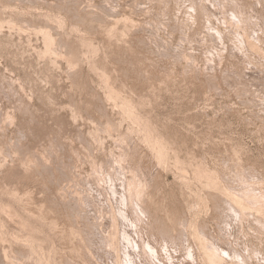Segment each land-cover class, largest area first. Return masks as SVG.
I'll list each match as a JSON object with an SVG mask.
<instances>
[{
    "label": "rangeland",
    "instance_id": "obj_1",
    "mask_svg": "<svg viewBox=\"0 0 264 264\" xmlns=\"http://www.w3.org/2000/svg\"><path fill=\"white\" fill-rule=\"evenodd\" d=\"M0 14L1 264H264V0H0Z\"/></svg>",
    "mask_w": 264,
    "mask_h": 264
},
{
    "label": "bare ground",
    "instance_id": "obj_2",
    "mask_svg": "<svg viewBox=\"0 0 264 264\" xmlns=\"http://www.w3.org/2000/svg\"><path fill=\"white\" fill-rule=\"evenodd\" d=\"M114 1H115V0H114ZM117 1H118V0H117ZM133 1H134V0H133ZM143 1H144V0H143ZM91 2H92V1H91ZM104 2H105V1H104ZM127 2H128V1H127ZM140 2H141V1H140ZM16 3H17V2H16ZM111 3H112V2H111ZM111 3H110V4H111ZM192 3H193V2H192ZM10 4H11V3H10ZM99 6H100V5H99ZM127 6H128V5H127ZM130 6H131V5H130ZM136 6H137V5H136ZM14 7H15V6H14ZM28 7H29V6H28ZM60 7H61V6H60ZM7 8H8V7H7ZM31 8H32V7H31ZM111 8H112V7H111ZM135 8H136V7H135ZM202 8H203V6H202ZM206 8H207V7H206ZM16 9H17V8H16ZM106 9H107V8H106ZM143 9H144V8H143ZM7 10H8V9H7ZM12 10H13V9H12ZM12 10H11V11H12ZM25 10H26V9H25ZM25 10H24V11H25ZM38 10H39V9H38ZM144 10H145V9H144ZM5 11H6V10H5ZM96 11H97V10H96ZM99 11H100V10H99ZM107 11H108V10H107ZM209 11H210V10H209ZM37 12H38V11H37ZM46 12H47V11H46ZM199 12H200V11H199ZM202 12H203V11H202ZM220 12H221V11H220ZM230 12H231V11H230ZM235 12H236V11H235ZM27 13H28V12H27ZM95 13H96V12H95ZM108 13H109V12H108ZM111 13H114V12H111ZM117 13H118V12H117ZM119 13H120V12H119ZM119 13H118V14H119ZM122 13H123V12H122ZM22 14H23V13H22ZM43 14H44V13H43ZM51 14H52V13H51ZM51 14H50V15H51ZM144 14H145V13H144ZM221 14H222V13H221ZM0 15H1V14H0ZM44 15H45V14H44ZM94 15H95V14H94ZM122 16H123V15H122ZM1 17H2V16H1ZM4 17H5V16H4ZM54 17H55V16H54ZM128 17H129V16H128ZM203 17H204V16H203ZM218 17H219V16H218ZM23 18H24V17H23ZM90 18H91V17H90ZM109 18H110V17H109ZM133 18H134V17H133ZM249 18H250V17H249ZM14 19H15V18H14ZM49 19H50V18H49ZM91 19H92V18H91ZM116 19H117V18H116ZM120 19H121V18H120ZM153 19H154V18H153ZM10 20H12V19H10ZM154 20H155V19H154ZM17 21H18V19H17ZM46 21H47V20H46ZM48 21H49V20H48ZM76 21H77V20H76ZM125 21H126V20H125ZM227 21H228V20H227ZM249 21H250V20H249ZM11 22H13V21H11ZM98 22H99V21H98ZM115 22H116V21H115ZM126 22H127V21H126ZM149 22H150V21H149ZM218 22H219V21H218ZM221 22H222V21H221ZM232 22H233V21H232ZM123 23H124V22H123ZM153 23H154V22H153ZM3 24H4V23H3ZM127 24H128V23H127ZM133 24H134V23H133ZM10 25H11V24H10ZM48 25H50V24H48ZM55 25H56V24H55ZM118 25H119V24H118ZM230 25H231V23H230ZM233 25H234V24H233ZM233 25H231V26H233ZM15 26H16V25H15ZM15 26H14V27H15ZM44 26H45V25H44ZM143 26H144V25H143ZM183 26H184V25H183ZM57 27H58V24H57ZM97 27H98V26H97ZM180 27H181V26H180ZM3 28H4V27H3ZM7 28H8V27H7ZM42 28H43V27H42ZM42 28H41V29H42ZM53 28H54V27H53ZM90 28H91V27H90ZM124 28H125V27H124ZM124 28H123V29H124ZM129 28H130V27H129ZM158 28H159V27H158ZM114 29H115V28H114ZM120 29H121V28H120ZM127 29H128V28H127ZM127 29H126V30H127ZM174 29H175V28H174ZM204 29H205V28H204ZM74 30H75V29H74ZM86 30H87V29H86ZM232 30H234V29H232ZM45 31H46V30H45ZM55 31H57V30H55ZM97 31H98V30H97ZM112 31H113V30H112ZM38 32H40V31H38ZM102 32H103V31H102ZM102 32H101V33H102ZM110 32H111V31H110ZM77 33H78V32H77ZM235 33H236V32H235ZM11 34H12V33H11ZM154 34H155V33H154ZM14 35H15V34H14ZM14 35H13V36H14ZM76 35H77V34H76ZM101 35H102V34H101ZM103 35H104V34H103ZM48 36H49V35H48ZM140 36H141V35H140ZM240 36H241V35H240ZM240 36H239V37H240ZM249 36H250V35H249ZM112 37H113V36H112ZM204 37H205V36H204ZM225 37H226V36H225ZM60 38H61V37H60ZM83 38H84V36H83ZM160 38H161V37H160ZM168 38H169V37H168ZM200 38H202V37H200ZM57 39H58V38H57ZM73 39H74V38H73ZM239 39H240V38H239ZM60 40H61V39H60ZM66 40H67V39H66ZM89 40H90V39H89ZM210 40H212V39H210ZM250 40H251V39H250ZM144 41H145V40H144ZM154 41H155V40H154ZM181 41H182V40H181ZM47 42H48V41H47ZM73 42H74V41H73ZM236 42H237V41H236ZM56 43H57V42H56ZM148 43H149V42H148ZM248 43H249V42H248ZM164 44H165V43H164ZM232 44H233V43H232ZM245 44H246V43H245ZM60 45H61V44H60ZM89 45H90V44H89ZM94 45H95V44H94ZM189 45H190V44H189ZM235 45H236V44H235ZM255 45H256V44H255ZM255 45H254V46H255ZM52 46H53V45H52ZM92 46H93V45H92ZM95 46H96V45H95ZM53 47H54V46H53ZM58 47H59V46H58ZM90 47H91V46H90ZM176 47H177V46H176ZM65 48H66V47H65ZM123 48H124V47H123ZM207 48H208V47H207ZM70 49H72V47H71ZM96 49H97V48H96ZM42 50H43V49H42ZM51 50H52V49H51ZM94 50H95V49H94ZM125 50H126V49H125ZM163 50H164V49H163ZM60 51H61V50H60ZM60 51H59V52H60ZM80 51H81V50H80ZM159 51H160V50H159ZM173 51H175V50H173ZM257 51H258V50H257ZM98 52H99V51H98ZM124 52H125V51H124ZM181 52H182V51H181ZM255 52H256V51H255ZM46 53H47V52H46ZM49 53H51V52H49ZM54 53H55V51H54ZM64 53H65V52H64ZM95 53H96V51H95ZM151 53H152V52H151ZM166 53H167V52H166ZM263 53H264V52H263ZM61 54H62V53H61ZM65 54H68V53H65ZM74 54H75V53H74ZM105 54H106V53H105ZM153 54H154V53H153ZM168 54H169V53H168ZM190 54H191V53H190ZM45 55H46V54H45ZM50 55H51V54H50ZM162 55H163V54H162ZM169 55H170V54H169ZM169 55H168V56H169ZM41 56H42V55H41ZM47 56H48V55H47ZM55 56H56V55H55ZM73 56H74V55H73ZM79 56H80V55H79ZM50 57H51V56H50ZM169 57H170V56H169ZM176 57H177V56H176ZM178 57H179V56H178ZM189 57H190V56H189ZM43 58H46V57L43 56ZM67 58H68V57H67ZM87 58H88V56H87ZM180 58H181V57H180ZM79 59H80V58H79ZM82 59H83V58H82ZM90 59H91V58H90ZM149 59H150V58H149ZM54 60H55V59H54ZM176 60H178V59H176ZM243 60H244V59H243ZM106 61H107V60H106ZM134 61H135V60H134ZM73 62H74V61H73ZM95 62H96V61H95ZM69 63H70V62H69ZM134 63H135V62H134ZM188 63H189V62H188ZM254 63H255V62H254ZM55 64H56V63H55ZM72 64H73V63H72ZM247 64H248V63H247ZM58 66H59V65H58ZM60 66H61V65H60ZM91 66H92V64H91ZM107 66H108V65H107ZM173 67H174V66H173ZM84 68H85V67H84ZM97 68H98V66H97ZM187 68H188V67H187ZM125 69H126V68H125ZM167 69H168V68H167ZM94 70H95V69H94ZM96 70H97V69H96ZM99 70H100V69H99ZM123 70H124V69H123ZM170 70H171V69H170ZM106 71H107V70H106ZM106 71H105V72H106ZM112 71H113V70H112ZM244 71H245V69H244ZM75 72H76V71H75ZM155 72H156V71H155ZM171 72H172V71H171ZM189 73H190V72H189ZM189 73H188V74H189ZM170 74H171V73H170ZM80 75H81V74H80ZM88 75H89V74H88ZM109 75H111V74H109ZM141 75H142V74H141ZM74 76H75V75H74ZM98 76H99V75H98ZM103 76H104V75H103ZM146 76H147V75H146ZM163 76H164V74H163ZM100 78H101V77H100ZM165 78H166V77H165ZM76 79H77V78H76ZM143 79H144V78H143ZM7 80H8V79H7ZM93 80H94V79H93ZM104 80H105V79H104ZM130 80H131V79H130ZM2 81H3V80H2ZM73 81H74V80H73ZM78 81H79V80H78ZM3 83H4V82H3ZM8 83H9V82H8ZM14 83H15V82H14ZM110 83H111V82H110ZM136 83H137V82H136ZM79 84H80V83H79ZM3 85H4V84H3ZM13 85H14V84H13ZM5 88H6V87H5ZM121 88H122V87H121ZM112 89H113V88H112ZM119 89H120V88H119ZM11 90H12V89H11ZM15 90H16V89H15ZM121 90H122V89H121ZM125 90H126V89H125ZM23 91H24V90H23ZM15 92H16V91H15ZM121 92H122V91H121ZM123 92H124V91H123ZM92 93H93V92H92ZM97 93H98V91H97ZM110 93H111V94H114V93L116 94V91L111 90ZM117 93H118V92H117ZM131 93H132V92H131ZM22 94H23V93H22ZM104 94H107V93H104ZM15 95H16V93H15ZM116 95H117V94H116ZM119 95H120V94H119ZM18 96H19V95H18ZM110 96H112V95H110ZM126 96H127V95H126ZM117 97H118V96H117ZM120 97H121V96H120ZM4 98H5V97H4ZM14 98H15V97H14ZM108 98H109V96H108ZM110 98H111V97H110ZM112 99H113V98H112ZM115 99H116V98H115ZM138 99H139V98H138ZM11 100H12V99H11ZM11 100H10V102H11ZM14 101H15V100H14ZM133 101H134V100H133ZM13 103H14V102H13ZM135 103H137V102H135ZM72 104H73V103H72ZM77 104H78V103H77ZM128 104H129V103H128ZM87 105H88V104H87ZM99 105H100V104H99ZM129 105H130V104H129ZM100 106H101V105H100ZM121 106H122V105H121ZM126 106H127V105H126ZM124 107H125V106H124ZM8 108H9V107H8ZM8 108H7V109H8ZM120 108H121V107H120ZM126 108H127V107H125V109H126ZM128 108H129V107H128ZM98 109H99V108H98ZM131 109H132V108H131ZM25 110H26V109H25ZM85 111H86V110H85ZM135 111H136V110H135ZM4 112H5V111H4ZM114 112H115V110H114ZM131 112H132V111H131ZM22 113H23V112H22ZM105 113H106V112H105ZM127 113H128V112H127ZM81 114H82V113H81ZM31 115H32V114H31ZM75 115H76V114H75ZM100 115H101V114H100ZM118 115H119V114H118ZM137 115H139V114H137ZM142 116H143V115H142ZM145 116H146V115H145ZM13 117H14V116H13ZM87 117H88V116H87ZM114 117H115V116H114ZM135 117H137V116H135ZM140 118H142V117H140ZM89 119H90V118H89ZM89 119H88V120H89ZM110 119H111V118H110ZM113 119H114V118H113ZM137 119H138V118H137ZM7 120H8V119H7ZM27 120H28V119H27ZM140 120H141V119H140ZM143 120H144V119H143ZM8 121H9V120H8ZM11 121H12V120H11ZM95 121H97V120H95ZM108 121H109V120H108ZM1 122H2V121H1ZM5 122H6V121H5ZM93 122H94V120H93ZM121 122H122V121H121ZM123 122H124V121H123ZM156 122H157V121H156ZM28 123H29V122H28ZM11 124H12V123H11ZM98 124H99V123H98ZM110 124H111V123H110ZM28 125H29V124H28ZM132 125H133V124H132ZM5 127H6V126H5ZM10 127H11V126H10ZM96 127H97V126H96ZM98 127H99V126H98ZM100 127H101V126H100ZM114 127H115V126H114ZM117 127H118V126H117ZM159 127H160V126H159ZM7 128H8V127H7ZM107 128H108V127H107ZM122 128H123V127H122ZM17 129H18V128H17ZM92 129H93V128H92ZM99 129H100V128H99ZM115 129H116V128H115ZM22 130H23V129H22ZM129 130H131V129H129ZM159 130H160V129H159ZM1 131H2V130H1ZM11 131H12V130H11ZM132 131H133V130H132ZM20 132H21V131H20ZM99 132H101V131H99ZM110 132H111V131H110ZM58 133H59V132H58ZM81 133H82V132H81ZM107 133H108V132H107ZM119 133H120V132H119ZM124 133H125V132H124ZM134 133H135V132H134ZM4 134H5V133H4ZM4 134H3V135H4ZM23 134H24V133H23ZM79 134H80V133H79ZM79 134H78V135H79ZM84 134H85V133H84ZM109 134H110V133H109ZM153 134H154V133H153ZM0 135H1V134H0ZM78 135H77V137H78ZM91 135H92V134H91ZM96 135H97V134H96ZM99 135H100V134H99ZM125 135H126V134H125ZM140 135H142V134H140ZM148 135H149V134H148ZM9 136H10V135H9ZM32 136H33V135H32ZM111 136H112V135H111ZM158 136H159V135H158ZM20 137H21V136H20ZM74 137H75V136H74ZM80 137H81V136H80ZM109 137H110V136H109ZM152 137H153V136H152ZM95 138H96V137H95ZM100 138H101V136H100ZM143 138H144V137H143ZM150 138H151V137H149V139H150ZM27 139H28V138H27ZM66 139H67V138H66ZM81 139H82V138H81ZM144 139H145V138H144ZM60 140H61V139H60ZM155 140H158V139H155ZM50 141H51V140H50ZM97 141H98V140H97ZM16 142L18 143V141H16ZM126 142H127V141H126ZM137 142H138V141H137ZM144 142H145V141H144ZM157 142H158V141H157ZM157 142H156V143H157ZM11 143H12V142H11ZM56 143H57V142H56ZM81 143H82V142H81ZM142 143H143V142H142ZM160 143H161V142H160ZM53 144H55V143L53 142ZM61 144H62V143H61ZM84 144H85V143H84ZM136 144H137V143H136ZM134 145H135V144H134ZM43 146H44V145H43ZM83 146H84V145H83ZM140 146H141V145H140ZM142 146H143V145H142ZM159 146H161V147H160V148L158 147V148H159L158 151H159L160 153H162L163 150H164V149H163V145H159ZM165 146H166V145H165ZM1 147H2V146H1ZM14 147H15V146H14ZM26 147H27V146H26ZM51 147H52V146H51ZM58 147H59V146H58ZM9 148H10V147H9ZM16 148H17V147H16ZM24 148H25V147H24ZM85 148H86V147H85ZM93 148H94V147H93ZM124 148H125V147H124ZM158 148H157V149H158ZM19 149H20V148H19ZM48 149H49V148H48ZM52 149H53V148H52ZM54 149H55V148H54ZM64 149H65V148H64ZM87 149H88V148H87ZM121 149H122V148H121ZM45 150H46V149H45ZM93 150H94V149H93ZM123 150H124V149H123ZM47 151H48V150H47ZM65 151H66V150H65ZM9 152H10V151H9ZM56 152H57V150H56ZM72 152H73V151H72ZM92 152H93V151H92ZM125 152H126V150H125ZM133 152H134V151H133ZM88 153H89V152H88ZM123 153H124V152H123ZM135 153H136V152H135ZM135 153H134V154H135ZM148 153H150V152H148ZM175 153H176V152H175ZM19 154H20V153H19ZM30 154H31V153H30ZM127 154H128V153H127ZM127 154H126V155H127ZM16 155H17V154H16ZM24 155H26V154H24ZM28 155H29V154H28ZM41 155H42V154H41ZM58 155H59V154H58ZM124 155H125V154H124ZM164 155H165V154H164ZM9 156H10V155H9ZM19 156H20V155H19ZM43 156H44V155H43ZM45 156H46V155H45ZM48 156H49V155H48ZM79 156H80V155H79ZM4 157H5V156H4ZM32 157H33V156H32ZM41 157H42V156H41ZM84 157H85V156H84ZM84 157H83V158H84ZM86 157H87V156H86ZM110 157H111V156H110ZM150 157H151V156H150ZM150 157H149V158H150ZM152 157H153V156H152ZM157 157H158V155H157ZM178 157H179V156H178ZM2 158H3V157H2ZM12 158H13V157H12ZM25 158H26V157H25ZM35 158H36V157H35ZM45 158H46V157H45ZM76 158H77V157H76ZM111 158H112V157H111ZM134 158H135V157H134ZM162 158H163V156H162ZM6 159H7V158H6ZM13 159H14V158H13ZM13 159H11V160L13 161ZM53 159H54V158H53ZM56 159H57V158H56ZM73 159H74V158H73ZM96 159H97V158H96ZM119 159H120V158H119ZM132 159H133V158H132ZM166 159H167V158H166ZM4 160H5V158H4ZM22 160H23V159H22ZM25 160H26V159H25ZM28 160H29V159H28ZM46 160H47V159H46ZM94 160H95V159H94ZM150 160H151V159H150ZM179 160H180V159H179ZM0 161H1V160H0ZM174 161H175V160H174ZM2 162H3V161H2ZM30 162H31V160H30ZM34 162H35V161H34ZM76 162H77V161H76ZM82 162H83V161H82ZM84 162H85V161H84ZM104 162H105V161H104ZM162 162H163V161H162ZM169 162H170V161H169ZM176 162H177V161H176ZM181 162H182V161H181ZM21 163H22V162H21ZM74 163H75V162H74ZM122 163H123V162H122ZM165 163H167V162H165ZM183 163H184V162H183ZM0 164H2V163H0ZM11 164H12V162H11ZM11 164H10V165H11ZM25 164H26V163H25ZM92 164H93V163H92ZM100 164H101V163H100ZM176 164H177V163H176ZM184 164H185V163H184ZM115 165H116V164H115ZM164 165H165V164H164ZM6 166H7V165H6ZM30 166H31V164H30ZM33 166H34V165H33ZM41 166H42V165H41ZM60 166H61V165H60ZM76 166H77V165H76ZM96 166H97V165H96ZM119 166H120V165H119ZM143 166H144V165H143ZM167 166H168V165H167ZM171 166H172V165H171ZM175 166H177V165H175ZM0 167H1V166H0ZM77 167H78V166H77ZM134 167H135V166H134ZM155 167H156V166H155ZM180 167H181V166H180ZM197 167H198V166H197ZM30 168H31V167H30ZM32 168H33V167H32ZM59 168H60V167H59ZM69 168H70V167H69ZM98 168H99V167H98ZM175 168H176V167H175ZM178 168H179V167H178ZM184 168H185V167H184ZM107 169H108V168H107ZM135 169H136V168H135ZM140 169H141V168H140ZM204 169H205V168H204ZM204 169H203V171H204ZM91 170H92V169H91ZM104 170H105V169H104ZM54 171H55V170H54ZM181 171H182V170H181ZM198 171H199V170H198ZM198 171H197V172H198ZM76 172H77V171H76ZM43 173H44V172H43ZM63 173H64V172H63ZM92 173H93V172H92ZM128 173H129V172H128ZM175 173H176V172H175ZM193 173H194V172H193ZM199 173H203V172L200 171ZM204 173H205V172H204ZM98 174H99V173H98ZM115 174H116V173H115ZM157 174H158V173H157ZM157 174H156V175H157ZM73 175H74V174H73ZM152 175H154V174H152ZM193 175H194V174H193ZM207 175H208V174H207ZM207 175H205V176L207 177ZM213 175H214V174H213ZM67 176H68V175H67ZM83 176H84V175H83ZM90 176H91V175H90ZM209 176H211V175H208V177H209ZM51 177H52V176H51ZM76 177H77V176H76ZM81 177H82V176H81ZM153 177H154V176H153ZM196 177H197V176H196ZM40 178H41V177H40ZM46 178H47V177H46ZM97 178H98V177H97ZM134 178H135V177H134ZM209 178H210V177H209ZM211 178H212V177H211ZM115 179H116V178H115ZM37 180H38V179H37ZM70 180H71V179H70ZM103 180H104V179H103ZM135 180H136V178H135ZM144 180H145V179H144ZM151 180H152V179H151ZM196 180H197V179H196ZM199 180H200V179H199ZM209 180H210V179H209ZM131 181H132V180H131ZM203 181H204V180H203ZM203 181H202V182H203ZM63 182H64V181H63ZM96 182H97V181H96ZM98 182H99V181H98ZM117 182H118V181H117ZM132 182H133V181H132ZM132 182H131V183H132ZM145 182H146V181H145ZM202 182H201V183H202ZM213 182H215V181H213ZM36 183H37V182H36ZM53 183H54V182H53ZM119 183H120V182H119ZM188 183H189V182H188ZM188 183H187V184H188ZM209 183L211 184L212 182L209 181ZM146 184H147V183H146ZM190 184H191V183H190ZM204 184H205V183H204ZM212 184H213V183H212ZM215 184H216V183H215ZM43 185H44V184H43ZM56 185H57V184H56ZM128 185H129V184H128ZM150 185H151V184H150ZM219 185H220V184H219ZM205 186H206V185H205ZM0 187H1V186H0ZM127 187H128V186H127ZM209 187H210V186H209ZM48 188H49V187H48ZM50 188H51V187H50ZM62 188H63V187H62ZM70 188H71V187H70ZM59 189H60V188H59ZM84 189H85V188H84ZM111 189H112V188H111ZM40 190H41V189H40ZM44 190H45V189H44ZM47 190H48V189H47ZM95 190H96V189H95ZM214 190H215V189H214ZM220 190H221V189H219V191H220ZM6 191H7V189H6ZM34 191H35V190H34ZM51 191H52V190H51ZM103 191H104V190H103ZM122 191H123V190H122ZM140 191H141V190H140ZM143 191H144V190H143ZM216 191H217V190H216ZM30 192H32V191H30ZM64 192H65V191H64ZM66 192H67V191H66ZM66 192H65V193H66ZM77 192H78V191H77ZM80 192H81V191H80ZM10 193H11V192H10ZM14 193H15V192H13V194H14ZM54 193H55V192H54ZM11 194H12V193H11ZM13 194H12V195H13ZM21 194H22V193H21ZM83 194H84V193H83ZM123 194H124V193H123ZM137 194H138V193H137ZM227 194H228V193H227ZM229 194H230V193H229ZM231 194H232V193H231ZM12 195H11V196H12ZM24 195H25V193H24ZM95 195H96V194H95ZM142 195H143V194H142ZM22 196H23V195H22ZM30 196H31V195H30ZM74 196H75V195H74ZM80 196H81V195H80ZM128 196H129V195H128ZM128 196H127V197H128ZM134 196H135V195H134ZM218 196H219V195H218ZM14 197H15V196H14ZM14 197H13V198H14ZM18 197H19V196H18ZM23 197H24V196H23ZM72 197H73V195H72ZM15 198H16V197H15ZM49 198H50V197H49ZM58 198H59V197H57V199H58ZM62 198H63V197H62ZM228 198H229V196H228ZM230 198H231V197H230ZM16 199H17V198H16ZM18 199H19V198H18ZM23 199H24V198H23ZM29 199H31V198H29ZM72 199H73V198H72ZM231 199H233V200L235 199L236 201L238 200V199H236L234 196H233V198H231ZM77 200H78V199H77ZM140 200H141V199H140ZM143 200H144V199H143ZM214 200H215V199H214ZM221 200H222V199H221ZM225 200H226V199H225ZM227 200H228V199H227ZM235 200H234V201H235ZM16 201H18V200H16ZM21 201H22V199H21ZM23 201H24V200H23ZM23 201H22V203H24ZM33 201H34V200H33ZM57 201H58V200H57ZM67 201H68V200H67ZM79 201H80V200H79ZM92 201H93V200H92ZM3 202H4V201H3ZM19 202H20V201H19ZM25 202H26V201H25ZM45 202H46V201H45ZM47 202H48V201H47ZM61 202H62V201H61ZM71 202H72V201H71ZM71 202H70V203H71ZM87 202H88V201H87ZM89 202H90V201H89ZM130 202H131V201H130ZM130 202H129V203H130ZM138 202H139V201H138ZM217 202H218V201H217ZM229 202H230V201H229ZM5 203H6V202H5ZM31 203H32V202H31ZM48 203H49V202H48ZM73 203H74V202H73ZM78 203H79V202H78ZM82 203H83V202H82ZM122 203H123V201H122ZM129 203H128V204H129ZM215 203H216V202H215ZM233 203H234V202H233ZM239 203H242V202H239ZM239 203H238V204H239ZM9 204H10V203H9ZM44 204H47V203H44ZM50 204H53V203H51V201H50ZM66 204H67V203H66ZM228 204H229V203H228ZM235 204H236V202H235ZM7 205H8V204H7ZM57 205H58V204H57ZM69 205H72V204H69ZM130 205H131V204H130ZM236 205H237V204H236ZM239 205H240V204H239ZM24 206H25V205H24ZM26 206H30V205H26ZM51 206H53V205H51ZM64 206H65V205H64ZM75 206H76V204H75ZM91 206H92V205H91ZM126 206H127V205H126ZM0 207H1V205H0ZM10 207H12V206H10ZM20 207H21V206H20ZM73 207H74V206H73ZM111 207H112V206H111ZM146 207H147V206H146ZM1 208H2V207H1ZM12 208H13V207H12ZM31 208H32V207H31ZM104 208H105V207H104ZM133 208H134V207H133ZM147 208H148V207H147ZM178 208H179V206H178ZM180 208H181V207H180ZM54 209H55V208H54ZM56 209H57V207H56ZM59 209L61 210V208H59ZM174 209H175V208H174ZM244 209H245V208H244ZM262 209H263V208H262ZM6 210H7V209H6ZM13 210H14V209H13ZM46 210H47V209H46ZM48 210H49V208H48ZM100 210H101V209H100ZM113 210H114V209H113ZM120 210H121V209H120ZM134 210H135V209H134ZM0 211H1V210H0ZM15 211H17V210H15ZM25 211H26V210H25ZM35 211H36V210H35ZM58 211H59V210H58ZM62 211H63V210H62ZM65 211H66V209H65ZM102 211H103V210H102ZM240 211H241V210H240ZM11 212H12V211H11ZM56 212H57V211H56ZM111 212H112V211H111ZM118 212H119V211H118ZM120 212H121V211H120ZM1 213H2V212H1ZM20 213H21V212H20ZM46 213H47V212H45V214H46ZM57 213H58V212H57ZM102 213H103V212H102ZM105 213H106V212H105ZM122 213H123V212H122ZM12 214H13V213H12ZM39 214H40V213H39ZM64 214L66 215V213H64ZM92 214H93V213H92ZM113 214H114V213H113ZM128 214H129V213H128ZM177 214H178V213H177ZM6 215H7V214H6ZM6 215H4V216H6ZM16 215H17V214H15V216H16ZM18 215H19V214H18ZM28 215H29V214H28ZM31 215H32V214H31ZM36 215H37V214H36ZM76 215H77V214H76ZM115 215H116V214H115ZM115 215H114V216H115ZM119 215H120V214H119ZM184 215H185V214H184ZM237 215H238V214H237ZM11 216H12V215H11ZM21 216H22V214H21ZM23 216H24V215H23ZM38 216H39V215H38ZM105 216H106V215H105ZM181 216H182V215H181ZM40 217H41V216H40ZM51 217H52V216H51ZM77 217H78V215H77ZM84 217H85V216H84ZM99 217H100V216H99ZM178 217H179V216H178ZM185 217H186V216H185ZM185 217H184V219H185ZM4 218H6V217H4ZM22 218H23V217H22ZM36 218H37V216H36ZM49 218H50V217H49ZM49 218H47V219H49ZM64 218H65V216H64ZM24 219H25V218H24ZM39 219H40V218H39ZM55 219H56V218H55ZM83 219H84V218H83ZM66 220H67V219H66ZM77 220H78V218H77ZM4 221H6V220H4ZM56 221H57V220H56ZM123 221H124V219H123ZM139 221H140V220H139ZM6 222H7V221H6ZM17 222H18V221H17ZM22 222H24V221H22ZM51 222H52V221H51ZM57 222H58V221H57ZM85 222H86V221H85ZM85 222L83 221V223H85ZM1 223H2V222H1ZM79 223H80V221H79ZM83 223H82V224H83ZM121 223H122V222H121ZM144 223H145V222H144ZM148 223H149V222H148ZM4 224H5V223H4ZM31 224H32V223H31ZM44 224H45V223H44ZM74 224H75V223H73V225H74ZM91 224H92V223H91ZM149 224H150V223H149ZM24 225H25V224H24ZM24 225H22V226H24ZM79 225H81V224H79ZM85 225H86V224H85ZM93 225H94V224H93ZM116 225H117V224H116ZM189 225H190V224H189ZM22 226H21V227H22ZM25 226H26V225H25ZM29 226H30V225H29ZM31 226H32V225H31ZM44 226H45V225H44ZM52 226H53V225H52ZM65 226H66V225H65ZM76 226H77V225H76ZM117 226H118V225H117ZM145 226H146V225H145ZM149 226H150V225H149ZM192 226H193V225H192ZM10 227H12V226H10ZM26 227H28V226H26ZM59 227H60V226H59ZM74 227H75V226H74ZM81 227H82V226H81ZM150 227H151V226H150ZM5 228H6V227H5ZM28 228H29V227H28ZM31 228H32V227H31ZM70 228H71V227H70ZM77 228H78V227H77ZM0 229H1V228H0ZM10 229H11V228H10ZM14 229H16V228H14ZM23 229H24V228H23ZM36 229H38V228H36ZM54 229H55V228H54ZM86 229H87V226H86ZM114 229H115V228H114ZM190 229H191V228H190ZM148 230H149V229H148ZM194 230H195V229H194ZM72 231H73V230H72ZM93 231H94V230H93ZM93 231H92V232H93ZM117 231H118V230H117ZM120 231H122V230H120ZM129 231H130V230H129ZM4 232H5V231H4ZM6 232H7V230H6ZM23 232H24V231H23ZM70 232H71V230H70ZM195 232H196V231H195ZM14 233H16V232H14ZM83 233H84V232H83ZM89 233H91V232H89ZM89 233H88V234H89ZM126 233H127V232H126ZM140 233H141V231H140ZM12 234H13V233H12ZM81 234H82V233H81ZM81 234H80V235H81ZM85 234H86V233H85ZM119 234H120V233H119ZM9 235H10V234H9ZM20 235H21V234H20ZM28 235H29V233H28ZM30 235H31V234H30ZM30 235H29L28 237H30ZM124 235H125V234H124ZM1 236H2V235H1ZM26 236H27V235H26ZM55 236H56V235H55ZM62 236H63V235H62ZM71 236H72V235H71ZM103 236H104V235H103ZM13 237H14V236H13ZM21 237H22V236H21ZM21 237H20V238H21ZM35 237H36V236H35ZM35 237H34V238H35ZM40 237H41V236H40ZM47 237H48V236H47ZM50 237H51V236H50ZM68 237H69V236H68ZM90 237H91V236H90ZM194 237H195V236H194ZM0 238H1V237H0ZM7 238H8V237H7ZM15 238H16V237H15ZM15 238H14L13 240H16V239L18 240L19 236H18V238H16V239H15ZM32 238H33V236H32ZM122 238H123V237H122ZM196 238H197V237H196ZM9 239H10V238H9ZM29 239H31V238H29ZM48 239H49V238H48ZM51 239H52V238H51ZM82 239H83V237H82ZM149 239H151V238H149ZM22 240L24 241V240H28V239H26V237H25V238L22 239ZM32 240H33V239H32ZM35 240H38L37 237H36ZM35 240H34V241H35ZM49 240H50V239H49ZM52 240H53V239H52ZM67 240H68V239H67ZM84 240H85V237H84ZM214 240H215V239H214ZM2 241H3V240H2ZM19 241L22 243V241H21L20 239H19ZM19 241H16V242H19ZM29 241H30V240H29ZM47 241H48V240H47ZM78 241H79V239H78ZM82 241H83V240H82ZM82 241H80V243H81ZM125 241H126V240H125ZM10 242H11V241H10ZM12 242H13V241H12ZM61 242H62V241H61ZM83 242H84V241H83ZM14 243H15V241H14ZM14 243H13V244H14ZM24 243H27V242L25 241ZM31 243H32V242H31ZM40 243H41V242H40ZM75 243H76V242H75ZM116 243H117V242H116ZM7 244H8V243H7ZM9 244H10V243H9ZM29 244H30V243H29ZM36 244H37V243H36ZM41 244H42V243H41ZM41 244H40V245H41ZM81 244H83V243H81ZM119 244H120V243H119ZM194 244H195V243H194ZM201 244H202V243H201ZM14 245H15V244H14ZM23 245H24V244H23ZM27 245H28V244H27ZM31 245L33 246V244H31ZM31 245H30V246H31ZM43 245H44V244H43ZM83 245H84V244H83ZM207 245H208V244H207ZM30 246H29V249H30ZM51 246H52V245H51ZM81 246H82V245H81ZM33 247H34V246H33ZM55 247H56V246H55ZM79 247H80V246H79ZM121 247H122V246H121ZM193 247H194V246H193ZM205 247H206V246H205ZM214 247H215V246H214ZM0 248H1V247H0ZM9 248H10V247H9ZM11 248H12V247H11ZM26 248H27V247H26ZM31 248H32V247H31ZM58 248H59V247H58ZM33 249H34V248H32V250H33ZM54 249H55V248H54ZM56 249H57V248H56ZM86 249H88V248H86ZM120 249H121V248H120ZM9 250H10V249H9ZM13 250H14V249H13ZM21 250H22V249H21ZM32 250H31V251H32ZM44 250H45V249H44ZM46 250H47V249H46ZM63 250H64V249H63ZM109 250H110V249H109ZM208 250H209V249H208ZM4 251H5V250H4ZM19 251H20V250H19ZM23 251H24V250H22V252H23ZM33 251H34V250H33ZM41 251H42V250H41ZM78 251H79V250H78ZM122 251H123V250H122ZM199 251H200V250H199ZM205 251H206V250H205ZM6 252H7V251H6ZM11 252H12V251H11ZM20 252H21V251H20ZM22 252H21V253H22ZM47 252H48V251H47ZM90 252H91V251H90ZM115 252H117V251H115ZM212 252H213V251H212ZM21 253H20V254H21ZM26 253H28V252H24V254L22 253L23 256H24ZM31 253H32V252H31ZM41 253H42V252H41ZM52 253H53V252H52ZM123 253L126 254V252H124V251H123ZM123 253H122V254H123ZM207 253H208V252H207ZM209 253H210V252H209ZM0 254H1V253H0ZM16 254H17V253H16ZM22 254H21V255H22ZM46 254H47V253H46ZM50 254H51V253H50ZM108 254H109V253H108ZM124 254H123V256H124ZM218 254H219V253H218ZM235 254H236V253H235ZM26 255H28V254H26ZM30 255H31V254H30ZM65 255H66V254H65ZM117 255H118V254H117ZM117 255H116V256H117ZM221 255H222V254H221ZM1 256H2V254H1ZM10 256H11V255H10ZM18 256H20V255H18ZM18 256H17V258H19ZM23 256H22L21 258L24 259L25 256H24V257H23ZM28 256H29V255H28ZM28 256H27V257H28ZM31 256H32V255H31ZM31 256H30V257H31ZM67 256H68V255H67ZM207 256H208V258H209L210 260H213V257H214V256L211 257L209 254H208ZM217 256H218V255H217ZM238 256H239V255H238ZM6 257H8V256H6ZM12 257H13V253H12ZM34 257H35V255H34ZM48 257H49V255H48ZM74 257H75V256H74ZM126 257H127V255H126ZM49 258H50V257H49ZM54 258H55V257H54ZM222 258H223V257H222ZM2 259H4V258H2ZM2 259H1V260H2ZM5 259H6V258H5ZM12 259H13V258H12ZM23 259H22V260H23ZM26 259H29V258H26ZM26 259H24V260H26ZM35 259H37V258H35ZM62 259H63V258H62ZM62 259H61V260H62ZM115 259H117V258H115ZM125 259H126V258H125ZM215 259H216V258H215ZM215 259L213 260L214 262H215ZM217 259H219V258H217ZM217 259H216V263H217ZM17 260H18V259H17ZM43 260H44V259H43ZM107 260H108V259H107ZM136 260H137V259H136ZM14 261H15V260H14ZM36 261H37V260H36ZM84 261H85V260H84ZM86 261H87V260H86ZM219 261H220V260H219ZM223 261H224V260H223ZM223 261H222V262H223ZM0 262H1V261H0ZM17 262H18V261H17ZM26 262H27V261H26ZM39 262H40V261H39ZM39 262L37 261V263H39ZM77 262L79 263L78 259H77ZM81 262H82V261H81ZM119 262H120V261H119ZM241 262H242V261H241ZM1 263H2V262H1ZM1 263H0V264H1ZM6 263H7V262H6ZM12 263H13V262H12ZM12 263H11V264H12ZM23 263H24V262H23ZM44 263H45V262H44ZM69 263H70V262H69ZM75 263H76V261H75ZM90 263H91V262H90ZM100 263H102V262H100ZM208 263H209V262H208ZM210 263H211V262H210ZM218 263H219V262H218ZM228 263H229V262H228ZM230 263H231V262H230ZM20 264H21V263H20ZM25 264H26V263H25ZM30 264H31V263H30ZM45 264H46V263H45ZM49 264H50V263H49ZM96 264H97V263H96ZM122 264H123V263H122ZM126 264H130V263H128V260H127V259H126ZM225 264H226V263H225Z\"/></svg>",
    "mask_w": 264,
    "mask_h": 264
}]
</instances>
